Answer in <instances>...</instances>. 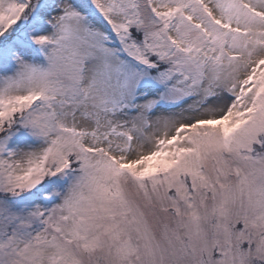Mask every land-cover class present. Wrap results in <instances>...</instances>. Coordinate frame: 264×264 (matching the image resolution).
Wrapping results in <instances>:
<instances>
[{"label": "snow or ice", "instance_id": "1", "mask_svg": "<svg viewBox=\"0 0 264 264\" xmlns=\"http://www.w3.org/2000/svg\"><path fill=\"white\" fill-rule=\"evenodd\" d=\"M0 264H264V0H0Z\"/></svg>", "mask_w": 264, "mask_h": 264}]
</instances>
